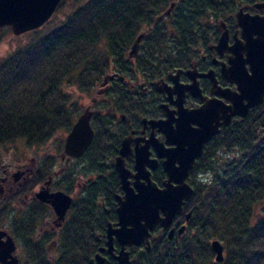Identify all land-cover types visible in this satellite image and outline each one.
<instances>
[{
  "label": "trees",
  "instance_id": "1",
  "mask_svg": "<svg viewBox=\"0 0 264 264\" xmlns=\"http://www.w3.org/2000/svg\"><path fill=\"white\" fill-rule=\"evenodd\" d=\"M174 2L172 16L166 17L168 25H165L158 18ZM234 2L74 0V10L60 25L0 61V148L17 141L43 146L58 133L68 134L81 114L70 88L89 94L107 84L111 75L108 72L114 68L125 75H133L134 66L158 73L161 65L167 67L163 63L175 61L178 50L184 52L203 17L208 13H224ZM147 28L151 30L141 43L137 64L131 66L127 63L132 45ZM7 30L0 28V42ZM122 86L120 91L124 94ZM133 99L142 105L140 98ZM111 101L110 89L105 108ZM112 119L111 114L98 113L92 118L95 137L82 159L95 166L86 172L94 178L88 179L83 198H76L73 203L68 224L62 231L60 255L53 264H89L90 257L105 244L108 223L116 219L119 178L114 169ZM218 149L235 152V156L219 158ZM45 160L29 188L38 186L52 174L54 158L48 156ZM208 171H213L212 179H196L198 174ZM191 175L188 182L195 192L182 213L193 209L188 233L172 240L165 235L153 242L152 249L146 250L137 264H264V206L258 211L264 202V113L249 114L241 125L211 143L204 158L195 163ZM64 176L59 185L74 195L77 189L74 173H70L67 181ZM163 178L161 173L155 181L161 183ZM99 203L108 211L99 209ZM182 214L176 217L181 222ZM35 220V216H29L23 222L29 225ZM215 239L225 247L222 263L216 262L211 247ZM28 245L33 263L52 264L37 243Z\"/></svg>",
  "mask_w": 264,
  "mask_h": 264
},
{
  "label": "flooded vegetation",
  "instance_id": "2",
  "mask_svg": "<svg viewBox=\"0 0 264 264\" xmlns=\"http://www.w3.org/2000/svg\"><path fill=\"white\" fill-rule=\"evenodd\" d=\"M174 3L176 4V2ZM171 16L172 12L166 17ZM255 16L256 18H254ZM166 17L161 19V22L168 25ZM258 19L263 20L262 22L264 23V0H235L234 4L227 8L226 12L221 14L208 13L207 16L203 17L195 29V36L191 39L189 45L184 47V52L178 50V53L174 55V58L176 57L175 61L163 63L167 67L163 68L161 65L158 73L141 71L134 66L137 64L136 58L140 54L141 45L136 56L131 57L129 53L131 58L127 64L135 67L133 75L122 74L118 68H114L112 74L108 77L109 79H107V84L99 88L97 98L94 101L95 105L98 106L94 110L96 113L102 116L111 114L113 118L110 129L114 137L113 141L115 140L113 149L116 153L113 159L114 169L116 158L120 155V149L125 139L129 142V155L125 158L126 166L133 173H136L137 149L147 146L151 159L157 160L156 168L151 170L152 179L155 181V178H158L163 173L162 182H157L160 187H163V183L167 179L162 166L165 158H159L155 149V142L164 144L166 148L175 147L176 143L170 142V140H173L177 133L168 136L159 126L153 125L150 122L152 120L164 121L166 123L163 126L167 130L176 131L177 121L181 117V110L197 111L200 113V118L202 116L204 118L207 117V120H214L215 118L213 124L220 123L219 133L205 144L204 152L196 162L204 158L206 150L211 143H215L218 138H222L224 134L242 124L247 117L235 115L228 121L229 124H226L225 122L228 119L225 118V114L230 113L231 106L234 105L233 98L236 99L241 93L238 83L242 81V76L245 74L244 71L248 70L251 73L252 42L259 38V34L256 33L255 29H252V26ZM246 28L248 31H246ZM150 30L151 28H147L143 32L145 34L144 38ZM170 35L174 34L170 33ZM121 85H123V89L125 88L124 94L120 91ZM110 89L112 92L111 105L105 108L106 95ZM133 97L141 99L142 108L134 102ZM238 100L242 103L240 98ZM211 106L213 108L218 106V111L217 114L213 113L212 116L210 115L209 119L208 112ZM254 112L264 113V100L261 105L252 108L249 114ZM190 125L193 128L199 126L194 121L190 122ZM219 151L220 149H218L217 154ZM60 156L64 161V166L54 171L53 166L56 165L54 162L50 170L52 174L47 175V179L40 183L38 188H29L28 186L33 176L39 172V166L46 161L45 159L40 163L33 157L30 160V164L25 161L17 166L9 165L0 173V192L8 190L13 199L22 200L23 202V208L19 209L20 214L13 220L11 226L15 229V233L19 234L18 237L23 240H16L10 230L0 227V231L5 230L14 239L17 246L15 256L19 259V264L23 263L18 256V251L21 249L20 247L25 246L27 243H37V246L42 250L41 253L52 264L60 255L62 231L68 224L73 204L68 210L65 220L60 222L53 207L50 204L41 202L36 197L37 191L48 181H50V192L59 191L52 189V185H55V180H60L62 175L68 177L65 178L64 176L63 179L69 180L67 171L70 161L83 157L71 158L65 152ZM116 173L119 178V187L115 193V200L116 195L124 194L120 188V177L117 171ZM102 178L103 176H98V179ZM72 197L75 201L76 197L74 195ZM116 205V219L109 223L118 221L117 201ZM98 206L99 209L108 211L101 203ZM7 208L8 206L6 205L4 209L0 210L2 218L8 216L9 211ZM3 211L4 214H2ZM48 215L52 218L46 220ZM182 215H184L183 222L176 218L168 230L158 226L152 231L151 242H158L165 235L168 236L169 230L173 227L178 229L185 224L188 227L185 218L186 213L184 212ZM29 216H35L36 218L34 224H31L32 222L29 223L31 228L23 222ZM158 235H160V239L155 241L154 238ZM175 238H179L177 233L172 239ZM106 241L107 234L105 235V244L99 248L97 253L90 257L89 264H92L91 259L98 253H101L107 259V264H120L113 254L107 250L101 251V248L106 247ZM120 249L121 245L116 240L114 255H118ZM140 249L146 250V245L126 247V250L131 253V259ZM26 256L30 258L31 262L33 261L32 253L26 251ZM137 262L131 264H137ZM93 264L99 263L94 260Z\"/></svg>",
  "mask_w": 264,
  "mask_h": 264
},
{
  "label": "water",
  "instance_id": "3",
  "mask_svg": "<svg viewBox=\"0 0 264 264\" xmlns=\"http://www.w3.org/2000/svg\"><path fill=\"white\" fill-rule=\"evenodd\" d=\"M62 1L0 0V28L9 26L15 35L37 30L51 19ZM174 6L175 3H172L158 20L169 16ZM262 21L258 19L253 23L252 29L256 30L259 38L252 42L251 73L248 70H243L245 74L242 76V81L238 83L241 93L236 99L233 98L234 105L231 106L230 113L225 114V118L228 119L226 124H229L228 121L235 115L247 117L251 109L261 105L264 100V23ZM246 31H248L247 28ZM144 36L145 34L141 33L134 41L130 51L131 57L138 54ZM237 98H240L242 103ZM217 111L218 106L214 108L211 106L208 112L209 119L210 115L217 114ZM95 113L94 110L87 108L73 124L64 144V152L67 156L80 158L88 151L95 137V130L92 126V118ZM199 114L197 111L181 110L176 131L167 130L163 126L166 123L164 121H150L153 125L164 130L168 136L177 133V136L170 140V142L176 143L175 147L166 148L164 144L155 142L159 158H165L162 166L167 179L164 181L163 187H160L152 179L151 170L156 168L157 160L151 159L149 148L146 146L137 149L136 173H133L127 168L125 161L126 156L129 155V142L126 139L123 141L120 155L115 161V169L120 177V188L124 194L116 195L118 221L108 224L106 247L101 248V251L107 250L113 254L120 264L135 263L145 252V249H140L131 259L130 251L126 250L127 246L140 247L144 244L146 250H151L152 231L158 226L168 230L176 217L183 213L187 202L193 197L195 191L188 182V178L196 160L202 156L205 144L219 133L220 126V123L213 124L215 118L207 120V117L200 118ZM196 118L199 119L196 120ZM192 121L199 126L193 128L190 125ZM49 185L50 181L46 182L37 191L36 197L41 202L50 204L58 221L62 222L74 199L61 190L50 192ZM192 217L193 209L186 213V222L189 223ZM186 230L187 224L178 229L173 227L169 230L168 237L171 240L175 233L178 237H182ZM159 239L160 235L154 238L155 241ZM116 240L121 245L118 255H114ZM211 247L215 253L216 262H224L225 247L222 242L215 239L211 242ZM16 248L14 239L5 230H1L0 264H19V259L15 256ZM94 260H97L99 264H107V259L101 253L91 259L92 264Z\"/></svg>",
  "mask_w": 264,
  "mask_h": 264
},
{
  "label": "rangeland",
  "instance_id": "4",
  "mask_svg": "<svg viewBox=\"0 0 264 264\" xmlns=\"http://www.w3.org/2000/svg\"><path fill=\"white\" fill-rule=\"evenodd\" d=\"M74 7H75L74 0H66L65 4L56 10V12L53 14V16L48 21V23L43 25L36 32H28L22 35H15L10 27H6L8 28V30L6 31V36L0 42V61L6 58L7 56H9L18 48L34 42L40 36L48 33L53 28L60 25L61 22L65 20V18L74 10ZM108 73L112 74V71H109ZM99 87L100 86H98L93 92L89 94L81 93L77 91L75 88L69 89V92L72 93L74 100H76L79 103L81 108L80 111L81 113L84 112L87 108H90L91 110H95L98 108V106L95 105L94 101L97 98ZM66 136H67L66 133H58L52 140H50L49 142H47V144L43 146H28L23 141H17L8 146L1 147L0 173L3 172L6 166L9 165L17 166L20 163H24L25 161H27V163L30 164V160L33 157H35L37 161L41 163L42 160H44L45 157L48 156L55 158L56 165L53 166L54 167L53 170L57 171L58 169L64 166V161L62 160L60 155L64 153V142ZM58 156L60 157L58 158ZM234 156H235V152H227L225 149H220V151L218 152L219 158L221 157L229 158ZM94 167L95 166L92 165L90 162H87V159L84 160L80 158L70 161L67 173H69L70 175V173L73 172L74 178H76L75 181L77 183V189H76V193L74 194V197H76L77 199L83 198V196L85 195L86 189L88 188V181H89L88 179L94 178V177H90L89 175L90 172L88 174H86V172L87 170L92 171L93 170L92 168ZM213 176H214L213 171H208L205 173L198 174L196 176V179L207 181L208 179H212ZM191 177H193V175H190L189 180ZM35 188H38V186ZM52 189L62 190L66 192L65 189H63V187L59 185V179L55 180V185H52ZM6 205L8 206L7 210L9 211V214L8 216L1 218L0 227L10 230L16 240H23L21 237H18L19 234L15 233V229L11 227L13 224V220L20 214L19 209L23 208V202L22 200L13 199L10 192L8 190H4L3 192H0V210L4 209ZM263 206H264V202L260 204L258 211L260 210L261 212ZM2 214H4V211L2 212ZM51 218L52 217L48 215L46 220H49ZM186 232L188 233V230H186ZM26 245L20 247L21 249H19L18 251V256L23 264H33L30 258L26 256V251H29L31 249L28 243Z\"/></svg>",
  "mask_w": 264,
  "mask_h": 264
}]
</instances>
